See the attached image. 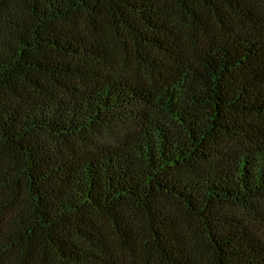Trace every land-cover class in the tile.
I'll return each instance as SVG.
<instances>
[{"label":"trees","instance_id":"trees-1","mask_svg":"<svg viewBox=\"0 0 264 264\" xmlns=\"http://www.w3.org/2000/svg\"><path fill=\"white\" fill-rule=\"evenodd\" d=\"M0 264H264V0H0Z\"/></svg>","mask_w":264,"mask_h":264}]
</instances>
